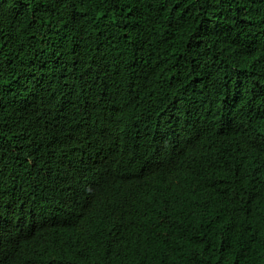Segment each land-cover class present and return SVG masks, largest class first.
I'll use <instances>...</instances> for the list:
<instances>
[{
  "label": "trees",
  "instance_id": "trees-1",
  "mask_svg": "<svg viewBox=\"0 0 264 264\" xmlns=\"http://www.w3.org/2000/svg\"><path fill=\"white\" fill-rule=\"evenodd\" d=\"M225 151L257 157L248 192ZM78 156L107 171L85 264H264V0H0V223Z\"/></svg>",
  "mask_w": 264,
  "mask_h": 264
},
{
  "label": "clouds",
  "instance_id": "clouds-1",
  "mask_svg": "<svg viewBox=\"0 0 264 264\" xmlns=\"http://www.w3.org/2000/svg\"><path fill=\"white\" fill-rule=\"evenodd\" d=\"M253 154L252 151L248 163L233 159L225 151L228 167L224 164V173L237 183L234 185L239 190L243 187L246 192L250 189L249 178L256 169L260 170ZM220 156L222 148L217 157ZM262 168L264 170V164ZM131 173L126 171L128 177H133ZM106 174L107 171L97 162L91 159L84 166L83 157L78 156L74 167L54 177L53 181L47 180L49 177L34 181L43 198L44 209L41 213L28 214L25 223L14 231L6 228L12 219L0 223V255L3 254L6 260L13 256V264H54L58 256H76L70 257V264L100 261L106 249V238L100 226L97 239L88 234L77 237L74 234L81 230L82 220L78 219L83 209L90 204L95 209L106 206L103 203ZM161 180L156 177L150 182L155 186L153 193L150 191L156 200V190L164 189L162 199L173 195L169 189L171 186L159 184ZM137 184L133 182V187Z\"/></svg>",
  "mask_w": 264,
  "mask_h": 264
},
{
  "label": "bare ground",
  "instance_id": "bare-ground-1",
  "mask_svg": "<svg viewBox=\"0 0 264 264\" xmlns=\"http://www.w3.org/2000/svg\"><path fill=\"white\" fill-rule=\"evenodd\" d=\"M67 262V256H58L55 259L54 264H66Z\"/></svg>",
  "mask_w": 264,
  "mask_h": 264
}]
</instances>
